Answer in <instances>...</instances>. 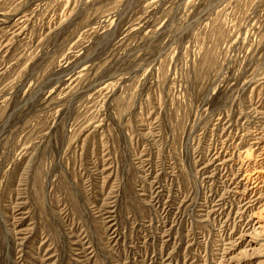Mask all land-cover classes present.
Segmentation results:
<instances>
[{"label": "rangeland", "instance_id": "rangeland-1", "mask_svg": "<svg viewBox=\"0 0 264 264\" xmlns=\"http://www.w3.org/2000/svg\"><path fill=\"white\" fill-rule=\"evenodd\" d=\"M256 221L264 0H0V264H264Z\"/></svg>", "mask_w": 264, "mask_h": 264}, {"label": "bare ground", "instance_id": "bare-ground-1", "mask_svg": "<svg viewBox=\"0 0 264 264\" xmlns=\"http://www.w3.org/2000/svg\"><path fill=\"white\" fill-rule=\"evenodd\" d=\"M257 138V137H256ZM258 139H259V137H258ZM257 139V140H258ZM257 143H258V141H257ZM260 143V142H259ZM257 145V144H256ZM253 150V149H252ZM219 164V163H218ZM257 171V170H256ZM263 172V171H262ZM245 175V174H244ZM257 178V177H256ZM255 178V179H256ZM250 179V178H249ZM255 181V180H254ZM255 186V185H254ZM247 188V187H246ZM255 188H257V187H255ZM254 188V189H255ZM250 202V201H249ZM251 202H253V201H251ZM218 204H220V202L218 203ZM250 204V203H249ZM245 205V204H244ZM218 207H219V205H218ZM221 207V206H220ZM245 207V206H244ZM255 224H258V226H256L258 229H263L264 228V226L263 225H260L259 224V222L258 221H256L255 222ZM255 230H257L256 228H255ZM254 231V230H253ZM257 232V231H256ZM230 248V247H229ZM228 248V249H229ZM227 249V248H226ZM230 250V249H229ZM227 251V250H226ZM226 251H225V253H226ZM231 251V250H230ZM222 252V251H221ZM238 252V251H237ZM228 253V252H227ZM223 255V254H222ZM237 256V255H236ZM225 257V256H224ZM229 257V256H228ZM241 258V257H240ZM223 259V258H222ZM239 259L238 258H234V256H233V258H231V257H229V258H227V259H223V264H239L240 262L238 261ZM220 264V263H219Z\"/></svg>", "mask_w": 264, "mask_h": 264}]
</instances>
